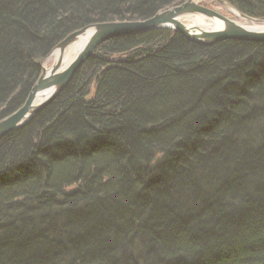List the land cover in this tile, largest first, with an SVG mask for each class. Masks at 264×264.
Instances as JSON below:
<instances>
[{"label": "trees", "instance_id": "16d2710c", "mask_svg": "<svg viewBox=\"0 0 264 264\" xmlns=\"http://www.w3.org/2000/svg\"><path fill=\"white\" fill-rule=\"evenodd\" d=\"M183 1L0 0V118L71 32ZM0 264H264V42H101L0 138Z\"/></svg>", "mask_w": 264, "mask_h": 264}, {"label": "water", "instance_id": "95a60500", "mask_svg": "<svg viewBox=\"0 0 264 264\" xmlns=\"http://www.w3.org/2000/svg\"><path fill=\"white\" fill-rule=\"evenodd\" d=\"M217 1L223 5L233 7L225 0ZM238 13L241 17L248 20L264 22V19L251 17L239 11ZM183 14H200L208 19L217 20L222 27L216 30H195L194 27H189L178 20V17ZM158 28H169L179 32L189 41L201 45H209L224 39L264 42V30L247 29L228 16L197 3L194 0H184L179 4L169 6L142 20L103 21L86 25L68 34L53 47L48 55L41 59L39 63V75L23 104L11 113L0 118V138L23 125L50 103L57 93L69 83L72 76L83 62L93 56L95 48L101 42L115 36L136 34ZM84 32L89 33L87 40L80 46L73 59L65 65L63 63L65 51L69 45ZM56 50L57 58L53 60L50 66L45 68L44 61L46 57ZM42 90L50 91L48 97L35 103L37 93Z\"/></svg>", "mask_w": 264, "mask_h": 264}, {"label": "bare ground", "instance_id": "6f19581e", "mask_svg": "<svg viewBox=\"0 0 264 264\" xmlns=\"http://www.w3.org/2000/svg\"><path fill=\"white\" fill-rule=\"evenodd\" d=\"M194 1L199 3L200 0H194ZM221 5H223V4H221ZM223 8L226 11H228L229 13H231L232 15H234L236 17V19H239V21L237 20L236 22L238 24L242 25L243 27L250 29V30H264V22H255V21H251V20H248L246 18H243L240 16L238 11L235 10L231 6L223 5ZM178 20L181 21L182 23H184L185 25L189 26V27H194L195 30H216V29L222 27V25H220L217 20L208 19V18H206L200 14H183L180 17H178ZM88 35H89V33H87V32L81 33L69 45V47L65 51V54L63 57V63L65 65L68 64L69 61H71L73 59L76 52L79 50L80 46L84 43V41L87 40ZM50 56H52L54 59H56L57 58V50L53 51V53L51 55H49V57ZM44 64H45V62H44ZM44 67L47 68L46 66H44ZM49 93H50L49 90H42V91L38 92L36 95V98H35V103H38V102L44 100L45 98H47Z\"/></svg>", "mask_w": 264, "mask_h": 264}, {"label": "rangeland", "instance_id": "374dc122", "mask_svg": "<svg viewBox=\"0 0 264 264\" xmlns=\"http://www.w3.org/2000/svg\"><path fill=\"white\" fill-rule=\"evenodd\" d=\"M199 3L202 4V5H205V6L209 7V8H212L214 10H217L218 12H220V13H222V14L230 17V18H232L235 21H237V20L239 21V19H236V17L234 15H232L231 13L226 11L223 8V5H221L217 0H200ZM53 60H54V58L52 56L46 57V59L44 61L45 62L44 66H46V67L50 66V64L53 62Z\"/></svg>", "mask_w": 264, "mask_h": 264}]
</instances>
